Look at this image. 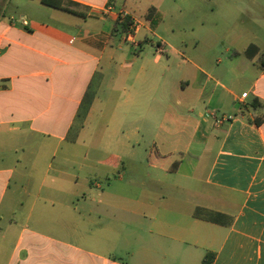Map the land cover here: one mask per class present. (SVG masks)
Wrapping results in <instances>:
<instances>
[{
  "label": "crops",
  "instance_id": "1",
  "mask_svg": "<svg viewBox=\"0 0 264 264\" xmlns=\"http://www.w3.org/2000/svg\"><path fill=\"white\" fill-rule=\"evenodd\" d=\"M202 1L0 0V264H264V15ZM184 8L206 37L176 40Z\"/></svg>",
  "mask_w": 264,
  "mask_h": 264
},
{
  "label": "rangeland",
  "instance_id": "2",
  "mask_svg": "<svg viewBox=\"0 0 264 264\" xmlns=\"http://www.w3.org/2000/svg\"><path fill=\"white\" fill-rule=\"evenodd\" d=\"M242 1L243 0H241V3H240L241 7L247 10H253L257 12L259 15H264V0H244L243 2ZM229 4L232 9H234V7L238 5L236 0H229ZM193 8H194V5L192 6L190 5V9L193 10ZM198 9L199 10L201 9V11L203 10L202 13H205L206 15H208L207 14V12L209 11L208 0H203L202 4L200 5V7H198ZM170 23H172V25L175 28V34L178 37L176 40H179V37H182V39H184L185 41L191 42L197 36H201L204 38L208 35V30L205 27H201V25L198 24L193 13L190 12L187 8H184L181 14L177 13L176 16H173ZM216 31L221 36L220 38L216 39V43H219V44L227 43L230 40L229 38L225 37V35L223 34V31L221 30L219 31L218 28L216 29ZM260 35L264 39V32H260ZM93 133H94V130H91L90 132H88L87 136L89 137L94 136ZM83 148H84L83 146H80L81 151L83 150ZM65 150H66V147L65 149L61 147L57 152L58 154H61ZM140 150L141 151L139 153V158L138 159L136 158V161L134 162V165L132 167L133 170L129 174V179L133 181L134 194L135 195L138 194L141 196V194L143 193V192L141 193V189L143 188L142 181L145 179L144 176L146 175V171L148 169L147 167L148 161L146 159V155H147V150L149 151V149H148V146L143 145ZM87 164H88L87 170L89 172L98 171L101 174V177H97L92 172L91 176L87 174L88 179H92V180L96 179L98 181H101V184L103 185L104 188H106L109 183H112L114 186L113 188L114 190H117V189L120 190L121 184L117 183V179H118V175H120V173H123V169H120V171L118 172L113 169L107 168L106 166L98 165L96 162H93V161L91 162L89 161ZM103 172H108L109 180L103 176L102 174ZM81 177L84 178L85 176H81ZM105 219H106V216H105ZM139 228L140 226L138 224H134L132 228L129 225H127V223L121 224V226L119 227L120 229L119 234L120 236H137V233L139 232Z\"/></svg>",
  "mask_w": 264,
  "mask_h": 264
},
{
  "label": "built area",
  "instance_id": "3",
  "mask_svg": "<svg viewBox=\"0 0 264 264\" xmlns=\"http://www.w3.org/2000/svg\"><path fill=\"white\" fill-rule=\"evenodd\" d=\"M95 14L103 19L112 17L116 22H125L127 19H130L131 24L128 31L123 33V37L126 42L133 44L135 47H139V44L135 40V35L142 25L140 20L132 19L130 14L125 9H117L111 4L101 8H96ZM22 23L27 25L26 21H23ZM246 95L247 94H244L243 97H246ZM209 116L215 118L218 126L228 121V118L225 116H218V114L214 111L209 112Z\"/></svg>",
  "mask_w": 264,
  "mask_h": 264
},
{
  "label": "trees",
  "instance_id": "4",
  "mask_svg": "<svg viewBox=\"0 0 264 264\" xmlns=\"http://www.w3.org/2000/svg\"><path fill=\"white\" fill-rule=\"evenodd\" d=\"M42 3H44L45 5L54 7V8H59V9H63L62 6V0H42ZM131 24V20L127 19L125 22H117V30L119 31V33H125L128 31L129 26ZM86 114L85 113H80V117H84ZM213 255L210 254L208 255L203 264H212L213 262Z\"/></svg>",
  "mask_w": 264,
  "mask_h": 264
}]
</instances>
